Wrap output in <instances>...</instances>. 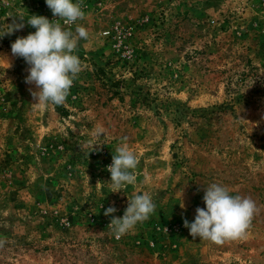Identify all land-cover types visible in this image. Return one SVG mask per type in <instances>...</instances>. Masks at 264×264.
Masks as SVG:
<instances>
[{
  "label": "rangeland",
  "instance_id": "rangeland-1",
  "mask_svg": "<svg viewBox=\"0 0 264 264\" xmlns=\"http://www.w3.org/2000/svg\"><path fill=\"white\" fill-rule=\"evenodd\" d=\"M83 5L65 26L89 37L63 105H35L12 55L36 29L0 38V264H264V0ZM33 14L53 19L46 0H0V32ZM124 137L136 183L111 192ZM211 183L255 201L246 238L216 245L184 227ZM143 193L155 214L117 238L105 210L122 217Z\"/></svg>",
  "mask_w": 264,
  "mask_h": 264
},
{
  "label": "clouds",
  "instance_id": "clouds-1",
  "mask_svg": "<svg viewBox=\"0 0 264 264\" xmlns=\"http://www.w3.org/2000/svg\"><path fill=\"white\" fill-rule=\"evenodd\" d=\"M46 5L52 11V20L33 14L27 17L26 21L25 17L19 16L18 22L17 17L10 16L12 22L0 32V38L23 29L25 22L36 29L26 37H17L11 44V52L13 56L23 58L29 65L25 82L34 84L37 89H30L36 101L34 104L60 106L66 102L74 81L83 70V62L75 53L79 40H87L89 33L82 25H77L75 32L65 27L85 19L83 0H46ZM60 21H63V24ZM7 63L10 68L11 63L8 60ZM102 134L103 128H97L94 132L96 138ZM94 145L99 144H93L92 147ZM137 166L136 154L127 145V137H124L115 149L112 164L107 168L111 174V192H120L127 185L135 184L134 170ZM203 201L206 208H196L194 222L189 223L184 219V227L189 229L194 239L199 237L216 245H223L226 241L246 238L257 212L254 200L232 195L227 186L211 183L204 188ZM181 207H184L183 203ZM116 211L115 207L110 206L104 215L112 216L109 226L115 236L120 238L134 230L138 223L147 221L155 214L156 204L148 193L135 194L131 199L128 198V205L122 217L112 215ZM2 245L3 241H0V246Z\"/></svg>",
  "mask_w": 264,
  "mask_h": 264
}]
</instances>
